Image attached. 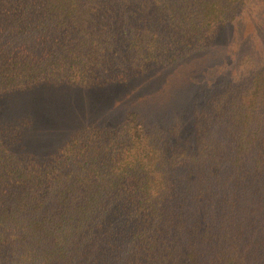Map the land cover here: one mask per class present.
Returning <instances> with one entry per match:
<instances>
[{
    "label": "trees",
    "instance_id": "trees-1",
    "mask_svg": "<svg viewBox=\"0 0 264 264\" xmlns=\"http://www.w3.org/2000/svg\"><path fill=\"white\" fill-rule=\"evenodd\" d=\"M249 2L0 0V264H264V41L227 36ZM196 57L222 76L185 126L129 112L46 145L20 105Z\"/></svg>",
    "mask_w": 264,
    "mask_h": 264
},
{
    "label": "rangeland",
    "instance_id": "rangeland-1",
    "mask_svg": "<svg viewBox=\"0 0 264 264\" xmlns=\"http://www.w3.org/2000/svg\"><path fill=\"white\" fill-rule=\"evenodd\" d=\"M227 36L230 50H234L236 44L241 46L237 53L264 41V0H250L240 15L238 26ZM207 62V57L190 58L167 71H155L126 85L84 92L43 88L25 96L20 105L33 113L38 123L34 138L46 145L65 138L82 119L119 120L129 112L135 113L147 127L151 124L165 126L174 118L185 126L190 100L207 91L208 82L215 83L222 76V69ZM232 63L229 59L224 68L230 70Z\"/></svg>",
    "mask_w": 264,
    "mask_h": 264
}]
</instances>
